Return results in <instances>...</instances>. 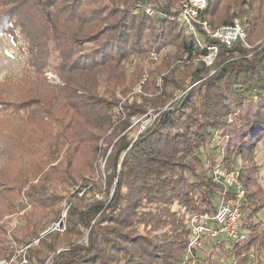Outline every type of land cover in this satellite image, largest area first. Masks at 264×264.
<instances>
[{
  "label": "trees",
  "instance_id": "1",
  "mask_svg": "<svg viewBox=\"0 0 264 264\" xmlns=\"http://www.w3.org/2000/svg\"><path fill=\"white\" fill-rule=\"evenodd\" d=\"M52 1L44 2L48 9L46 14L42 8L35 11L26 5L23 13L29 19L22 18L24 23L20 19L22 14H13L17 11L16 5L0 14V35H9L18 45L16 25L20 24L26 33L30 53L28 63L38 80V84L29 88V73H25L23 78L27 82L22 81L19 86L28 87L27 92L19 88L12 94L8 93L7 97L13 98V101L0 100V115L22 116V124H25L22 129L27 131L35 124H31V119L41 116L42 120L45 119L42 128L47 131L46 138H49L45 145L37 135L31 141L16 142L15 151L10 155L11 162L6 164L4 171H0V217L9 214V210L21 203L22 191L32 207V211L25 210L24 215L27 230L30 231L27 235L37 239V243L24 240L27 236L22 240L14 238L16 246H26L18 260L21 261V256H24L29 264H180L181 252L177 251L184 250L188 243V231L184 224L186 214L214 211L212 197L215 184L210 177L197 174L196 170L202 164L200 149L206 145L214 129H222L229 137L223 150V162L227 167L234 160L239 163V178L247 210L241 228L247 236L235 242L219 243L208 253L206 260L212 264L216 255L227 254L235 264H247L250 260L254 264H264V253H261L264 250V223L254 221V217L264 209V190L259 183V165L255 159L256 145L264 141V97L259 96V92L264 90V44L250 48L251 30L247 26V46L236 42L226 48L216 40L202 38L205 46H217L214 73L201 80L204 77L196 75V69L200 68L198 73L205 70L203 64L182 65L195 69L188 80L178 77L169 80L174 95L200 82L181 96L178 108L161 112L152 125L132 142L127 138L132 129L131 118L140 111L144 112L141 107L145 105L161 109L169 97L164 93L159 102L145 98L152 102L149 105L139 103L137 108L125 103L122 105V119V114L117 111L119 100L116 95L124 96L139 78L137 73L131 79L125 77L123 61L136 52L145 53L143 51L159 44L172 43L173 39H176L185 59H189L193 51L202 53V50L180 22L171 26L166 20L147 18L123 8L128 7L130 0H110L112 9L105 19L113 21V24L105 25L104 30L90 35L80 26L72 28V21L78 25L85 22L75 14H70L66 20L68 24L63 28L50 24L49 19L56 22V11L49 10ZM154 1L168 16V8L164 6L167 2ZM240 1L207 0L200 16L214 27L233 24L235 18L242 16V11H237ZM245 1L249 11H254V4L260 3L259 0L241 2L245 4ZM260 7L263 9L264 4ZM34 12L41 16H36ZM94 14H100V11ZM257 17L251 21L256 23ZM96 21L97 17H94L91 23ZM149 30L148 34H144ZM85 43H89V49H82ZM49 66H52L61 85L50 88L51 100L44 103L36 87H47L42 74ZM142 88L143 92L147 91L145 86ZM25 94H34L35 97L25 98ZM197 98L201 104L193 107ZM31 105L37 110H29ZM20 111L26 113L25 117L24 114L17 115ZM229 116L233 118L232 122H228ZM4 119L0 117V122ZM122 132L125 134L116 141L115 154L109 158L112 163L106 166L107 171L111 170L114 175L119 165L113 192L115 200L109 205L97 201L80 213L79 221L68 222V230L65 228L64 232L67 231L69 237L78 234L79 224L88 230V235L79 244L77 240H70L59 249L63 234L58 229L49 231L48 228L59 218L63 197L54 188L44 193L43 183L55 178L67 192L77 183L73 182L75 176L88 183L85 170L89 168L88 161H93L96 156L98 144L105 146ZM61 149L62 155L58 159ZM187 174L197 180L190 181ZM37 177L39 179L34 183ZM111 182L112 177L108 178V187ZM92 187L97 190L101 185L94 183ZM162 188L164 192L158 195ZM122 193L124 199H120ZM73 197H77L76 194ZM144 202L167 206L161 218L170 225L171 234L167 233L168 236L161 240L162 248L149 244L142 246L140 243L144 237L132 235L135 229L132 230L131 225L135 222L124 220L127 213L135 217ZM174 205L177 210L173 209ZM72 207L66 211V220L75 209ZM150 221L157 220L151 218ZM11 245L14 244L10 241L6 244L0 242V257L10 250Z\"/></svg>",
  "mask_w": 264,
  "mask_h": 264
},
{
  "label": "rangeland",
  "instance_id": "2",
  "mask_svg": "<svg viewBox=\"0 0 264 264\" xmlns=\"http://www.w3.org/2000/svg\"><path fill=\"white\" fill-rule=\"evenodd\" d=\"M114 1L121 2V0H114ZM161 1L167 2V4L165 3L164 6L168 8L169 13L167 14L168 16L165 15H163V17L157 16L158 19L161 21L166 20V23L171 26L176 24L177 21L180 22L177 16L182 6V4L181 6H179L181 0H161ZM241 1L239 2L237 11L238 10L242 11L240 13L242 16L238 19L235 18L233 20L234 23H239L241 25L242 23H245V25L243 26L244 27L247 26L251 30V35H250L251 38L249 41L250 43L249 46H251L250 48H253L260 44L261 45L264 44V8L262 9L260 7L262 3L264 4V0L261 1L259 0L260 3L254 4L253 6V8H255L254 11L252 10L249 11L250 8L246 4V1L245 4ZM44 2L45 0H27L23 3H21L20 0H1L0 14L1 12H4L6 8H11L12 6L16 5L17 11L13 12V14L18 16L19 14H22V17L20 16L21 20L22 18L29 19L28 15L23 13V11H25V8H27L28 6L30 7V9H34L35 11H38L42 8L45 10L44 13L46 14L48 9L47 6H45ZM109 3L110 0H53L50 3L51 7L49 10L56 11L55 13L56 22H53L51 19H49V23L56 24L60 28H63L68 24L66 20L70 18V14H75L76 17H80L85 22H82L81 24L78 25L75 21L74 22L72 21L70 22L72 28H78V26H80V28H82L83 30H87L89 35L95 34L100 30H104L105 25L113 24V21L105 19L106 18L105 15H107L108 12H110V10L112 9L109 6ZM146 3L147 5L150 4L152 8L154 6L155 14L159 12L165 14V12L162 11L160 5L157 4L154 0H130V4H127L128 7H123V8L129 9L134 14H143L147 18H153L154 16L149 17L148 15H146V13L143 12L144 10H146L143 9ZM95 11H100V14H94ZM34 13L36 16H41L37 12ZM94 17H97V21L91 23V20ZM256 17H257L256 19L257 21L255 20L256 23L255 22L253 23L251 19ZM22 22L24 23L23 20ZM180 24L182 25L181 22ZM150 31L151 30L146 31L144 34H148ZM16 32H18L19 34L18 45H16L12 41L9 35L5 33H2L0 35V100L2 101H13V98L7 97V94L8 93L12 94L13 91L19 90V88H23L27 92L28 87L25 88V85H22L21 87L19 86L20 83H22V81L27 82L26 79H24L25 77L23 78V75H25V73H29V77H30L29 82L31 83V86L29 88H32V85L38 84L37 77L33 74V69L31 66H29L28 63V58L30 56V53L28 52V48H27V44H28L27 35L25 32L22 31L20 24L16 25ZM175 32H177V30H175ZM172 41H173L172 43L159 44L151 50L143 51L145 53L136 52L132 56L128 57L122 63V68L126 78L131 79V77L135 73H137V76H139V78L136 81V84L131 87L129 92H127L124 96L118 93L116 95V98L119 100L117 105V111H119L122 114V119H124L123 117L124 109L122 108V105H124L125 103H128L129 107L137 108V105L139 103L145 102V104H148L152 102L151 100H146V99H157L155 101L159 102L160 97L162 98L164 97V93L169 97V99L166 101L165 105L161 109H155L145 105L141 107V110H144V112L140 111L141 113L138 112V114L134 115L131 118L132 129L128 133L127 138L128 140L131 139L132 142L138 137V135L141 132H143L146 128L152 125L155 118L161 112L172 111L178 108V103L181 102L180 100L181 96L186 92H188L197 83L200 82L199 81L194 84H191L186 89L176 92L175 95L173 94L174 90L171 89L172 84L169 83V80L172 81L173 78H177V77L188 80V77L190 76L192 70L195 69V68H187L182 65H187L189 63L192 64H199V63L203 64V63L201 61L195 60L198 54H196V56L191 54L189 59H185L182 50L178 46L176 39H173ZM88 44L89 43H85L82 46V49L84 48L89 49L90 45ZM216 59L217 56L215 60ZM214 63L211 67H206L203 64L207 70L203 69L200 71V73H198V70L200 68H197L196 75L199 74V76H203L204 78H202L201 80L206 79L207 74L212 75L214 73V68H213ZM193 67H195V65H193ZM42 78L45 80L44 84L47 87L37 86L36 88L39 89L40 98L44 99V103H46L49 102L52 97V91L50 88L55 85H61V81L59 80L58 76L55 74L52 66H49L44 71V73L42 74ZM141 86L142 87L145 86L147 88V91L143 92V88L141 89ZM29 97H35V95L31 94L30 96H27L25 94V98H29ZM193 104H194L193 107H197L201 104V101H199L197 98ZM29 110L36 111L37 109L35 108L34 105H31L29 107ZM23 114L24 111H20L17 115L20 116ZM25 114L23 115L24 117ZM3 116L4 114L0 115L1 118H5L4 119L5 121L3 120L0 122V171H2L5 168L8 162H11L10 155L15 151L16 142H19L21 140L31 141L35 137V135H37L38 138H40L39 140L42 141V145H45L49 139L46 138L47 131H45L42 128L43 120L45 121V119L42 120L41 116L37 115V117L33 118V120L31 119V124L34 123L35 124L28 131L22 129L23 126L25 125L22 124V120H24L22 116L20 118H18V116L15 117L14 116L3 117ZM181 118L183 119L184 116H181ZM227 119L228 122H230L229 119H231V122L233 121V118L231 116L227 117ZM116 124H118V122L115 123L114 126ZM111 130L108 132L107 135L111 133ZM125 132H122L119 136H115L112 140L110 139L108 144H105V146L104 145L101 146L100 144H98L96 156L94 157L93 161L92 159L88 161L89 168L85 170V173L87 175L85 176L88 178L87 180L88 183L86 184L83 183V181H81L83 178H79L78 180L77 176H75L73 182L77 181V183L76 184L74 183L72 185L71 191L68 192L63 185H59V182L55 178L50 179V181H46L45 183H43L42 187L44 188L43 191L44 193H49L54 188L56 190V193L59 194L61 198L63 197L60 200V205H59L60 206L59 218L55 221L54 224H52L48 228L49 231L53 229H58L63 234L60 244L58 245L59 249L64 247L65 244H67L70 240L71 241L77 240L76 242L77 244H79L85 241L88 235V230L84 229L79 224L77 229L78 231H76L78 232V234L76 236L69 237L67 231L64 232L65 228L68 230V227H66L68 222L75 220L79 221L80 213L83 210L89 208L91 204L97 201L104 202L106 203V205H109L115 200L114 188L116 186V179L119 175L118 174L119 165L117 166L114 175H112L111 170L107 171L106 166L107 164L109 166V163L110 164L112 163V160L109 161V158H111L112 156H114L113 154H115L116 146L114 145L116 141L125 134ZM215 134H218L220 137H224L227 135V133H225L222 129H214L212 131V134L210 135L206 145L202 147L199 151V154H201L200 157L202 160V164L199 165L196 170L197 174L206 175L207 177H210V179L212 176V169L215 162L220 163L225 167L228 166L223 162V159H220L222 158L221 155L223 156V152H224L223 145L225 142L223 141L219 145L214 144L212 139L214 138ZM62 151L63 149L59 151L58 159L61 158ZM216 159L217 160L219 159V161H216ZM255 159L259 165V172H258L259 183L262 189L264 190V141L257 143L255 148ZM55 163H51V164L54 165ZM231 163L234 164L235 160L232 161ZM236 165L239 168V163H237ZM230 167L231 164L229 165V168ZM90 168H92L91 174H90ZM192 175H194V173H192ZM187 176L190 181L197 180L195 177H192L189 174H187ZM110 177H112V182L111 185L108 187L107 182H108V178ZM38 179L39 177L35 179L34 183H36ZM94 183H99L101 185V188L97 190L93 189L92 186L94 185ZM122 192H125V190ZM163 192L164 189L160 193H158V195L162 194ZM73 193L76 194L77 197H73L74 195ZM121 196H123V193ZM124 198L125 196L120 197V199H124ZM212 200L215 208V201L213 197ZM20 202L21 203L16 204L15 207L12 208V210H9L8 212L9 214H4L1 215L0 217V226H2V228L0 229V242L6 244V241H10L11 243L14 244L11 245L10 250L7 251L4 254V256L1 255L2 257H0L1 259L3 258L0 261H5L7 264H29L26 260H24V256H21V261L18 260V256L21 254V251L26 248V246L25 245L16 246L14 238L15 239L18 238L19 240H22L24 236H27L26 238H24V240L26 241L31 240L29 242L34 244L37 243V239L30 238L31 235L30 236L27 235L29 234L30 231H28L26 227V221H25L26 219H25L24 211L25 210L32 211V207L31 204L28 202L27 198L23 195V191L21 193ZM71 205L73 206L72 208L75 209L72 211L71 217L68 220H66V211L69 209ZM166 209L167 206L158 202L155 203L144 202L143 205L138 209L137 211L138 213L136 214L135 217H132V215H130L129 213H127L126 216L124 217V220L127 223L135 222L134 225H131V229L132 230L135 229V232L132 235L139 234L140 236L144 237V239H142V243H140L142 246H147L146 244H149L156 248H162L163 245H161L162 244L161 240L168 236L167 233L171 234L170 225H167V221H165L166 223L163 222L164 219L161 218V216H163V214L166 212ZM173 209L177 210V206L174 205ZM213 212H214L213 210L208 211V213H213ZM201 213L186 214L184 224L188 233H189V220L191 216ZM246 213L247 210L243 218L241 219V223L244 222ZM151 218H156L157 221H150ZM254 221L258 223L259 222L264 223V209L261 210L254 217ZM59 224H61L60 229L58 228ZM164 234H166V236H163ZM185 249L184 250L181 249L177 251L179 253L181 252L180 264L183 261L185 255ZM208 253L209 251L207 250L204 253L197 251L196 253V257L198 260L197 264H208L206 260ZM261 253L263 254L264 250L261 251ZM173 254H175V251L173 252ZM223 256L226 259L224 263H221L220 259ZM215 257L216 258L212 259V264H235L232 258L227 254L216 255ZM50 258L51 256H49L47 259L49 260ZM172 263H174L173 259H172ZM247 264H254V262L250 260Z\"/></svg>",
  "mask_w": 264,
  "mask_h": 264
},
{
  "label": "built area",
  "instance_id": "3",
  "mask_svg": "<svg viewBox=\"0 0 264 264\" xmlns=\"http://www.w3.org/2000/svg\"><path fill=\"white\" fill-rule=\"evenodd\" d=\"M206 6L207 0H184L177 17L188 33L193 36L197 47L202 50V53H197L196 51L191 53L195 56L198 54L195 60L201 61L206 67H211L217 56L218 49L215 45L205 46L202 38L216 40L226 48H230L236 42L245 44L247 32L245 27L239 23L214 27L208 20L200 16V12ZM143 9H146L143 12L149 17H163L165 15L160 12L155 14L154 6L152 8L147 3ZM260 95L264 97V90L259 92ZM229 121L231 122V119ZM228 140V135L220 137L218 134H215L212 139L216 145L224 141L223 150ZM221 157L220 159H223L222 155ZM216 161H219V159H216ZM236 164V161L234 164L231 163L229 168L220 163H214L211 176V181L215 184L213 191L214 212H204L191 216L188 243L181 264H197V251L204 253L207 250L211 252L221 242H235L247 236V233L241 228V219L246 212V198L243 186L239 180V168ZM225 259L223 256L220 262L224 263ZM0 264L7 263L0 261Z\"/></svg>",
  "mask_w": 264,
  "mask_h": 264
}]
</instances>
